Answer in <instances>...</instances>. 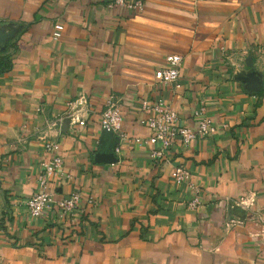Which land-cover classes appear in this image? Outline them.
Here are the masks:
<instances>
[{
    "label": "crops",
    "instance_id": "crops-1",
    "mask_svg": "<svg viewBox=\"0 0 264 264\" xmlns=\"http://www.w3.org/2000/svg\"><path fill=\"white\" fill-rule=\"evenodd\" d=\"M109 1L0 0V28L13 33L0 43L10 61L0 64V264H264V0H144L140 11ZM170 53L183 56L176 89L154 77ZM111 94L131 136L150 135L143 98L193 127L204 106L219 130L159 161L148 144L116 152L117 135L100 126ZM83 96L93 109L80 125L65 115ZM49 140L64 159L47 175L54 197L83 199L74 215L33 218L24 202ZM102 151L117 161H97ZM180 164L199 187L196 209L170 178Z\"/></svg>",
    "mask_w": 264,
    "mask_h": 264
},
{
    "label": "built area",
    "instance_id": "built-area-1",
    "mask_svg": "<svg viewBox=\"0 0 264 264\" xmlns=\"http://www.w3.org/2000/svg\"><path fill=\"white\" fill-rule=\"evenodd\" d=\"M144 0H110L109 7L121 6L131 11H140L143 9ZM63 23L57 22L52 31L54 40L62 36ZM183 56L177 53H170L166 56L165 65L155 70L154 77L156 82L170 84L174 89L180 87V71L182 67ZM142 109L148 112L146 124L150 129V135L146 138L134 137L127 134L122 129V99L120 96L111 94L105 101V106L101 114L100 126L104 131L117 135L118 144L115 146L116 152L121 151V145L124 142H135L137 144L150 145L149 155L159 161L165 155V151L170 149L177 141L184 145H189L198 136L210 137L216 134L219 127L213 122V119L205 113V107L202 106L194 111L193 118L196 125L189 126L180 122L179 113L164 99L159 98L154 101L143 98L141 102ZM68 111L65 115L71 122L84 125L92 112V103L83 96L76 100L68 101ZM226 126V125H224ZM159 145V146H157ZM47 151L51 153L48 160L41 162V171L38 176V188L29 197L24 204L28 213L33 218L41 217L49 208H56L61 215H74L81 206L83 194L75 190L67 196L55 198L52 189L49 186L50 180L48 174H62L64 159L59 154V143L56 140H49L45 143ZM170 178L176 185H185L194 195L188 203L191 209L198 208L202 201L199 195V187L193 180L191 171L184 165H177L171 169ZM253 198L249 201L243 200L241 204L250 206L253 204ZM89 203H94L93 198L88 199Z\"/></svg>",
    "mask_w": 264,
    "mask_h": 264
},
{
    "label": "water",
    "instance_id": "water-1",
    "mask_svg": "<svg viewBox=\"0 0 264 264\" xmlns=\"http://www.w3.org/2000/svg\"><path fill=\"white\" fill-rule=\"evenodd\" d=\"M12 36H13V33H8L6 30L0 28V43L5 42L7 39H9ZM240 76H241V74L239 75V77ZM251 81H252V83H256L258 81V79H257V77L253 76V77H251ZM67 122L68 121H66L64 123V127H66V125L68 124ZM97 161L113 163V162L117 161V158H116L114 152L102 151V152L97 153Z\"/></svg>",
    "mask_w": 264,
    "mask_h": 264
},
{
    "label": "trees",
    "instance_id": "trees-1",
    "mask_svg": "<svg viewBox=\"0 0 264 264\" xmlns=\"http://www.w3.org/2000/svg\"><path fill=\"white\" fill-rule=\"evenodd\" d=\"M4 58H6L7 60L4 61ZM3 59H0V64H1V67H9L10 65V61L8 60L9 59V56H5ZM1 69V68H0Z\"/></svg>",
    "mask_w": 264,
    "mask_h": 264
}]
</instances>
